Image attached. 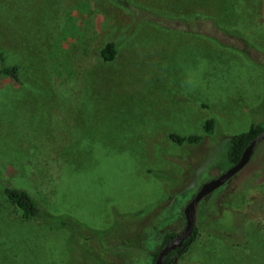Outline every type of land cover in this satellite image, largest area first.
I'll use <instances>...</instances> for the list:
<instances>
[{"label":"rangeland","instance_id":"374dc122","mask_svg":"<svg viewBox=\"0 0 264 264\" xmlns=\"http://www.w3.org/2000/svg\"><path fill=\"white\" fill-rule=\"evenodd\" d=\"M130 2L187 20L196 35L135 25L109 0H0V55L20 80L0 79V180L95 231L170 194L131 230L145 255L110 256L65 229L12 226L16 211L0 200V264H69L72 256L84 264L89 250L104 264H151L150 254L183 229V209L199 187L229 168L230 137L252 123L264 127V0ZM205 17L249 49L211 31ZM108 41L118 45L106 63ZM209 118L215 132L198 145L168 141L169 133L201 135ZM263 161L264 140L239 174L198 203L199 235L173 264H264V225L249 222L225 242L208 235L223 208L244 212L264 196Z\"/></svg>","mask_w":264,"mask_h":264},{"label":"trees","instance_id":"16d2710c","mask_svg":"<svg viewBox=\"0 0 264 264\" xmlns=\"http://www.w3.org/2000/svg\"><path fill=\"white\" fill-rule=\"evenodd\" d=\"M109 1L117 7L128 10L132 15L135 25L140 23H147L157 29H161L164 31H181L187 34L196 35V33L194 32L195 26L187 24V20L177 19L175 22H173L167 17H162L150 12L146 8L134 5L130 2V0ZM196 20L198 19L194 17L190 21L196 22ZM203 20L209 23L211 31L215 33L217 32L222 36L234 37L244 43L246 49H249L242 36H240V34L236 31H227L218 27L215 20L210 17H205L203 18ZM117 45L118 43L116 41H108L104 44L100 51V57L104 62L108 63L114 60L117 53ZM231 48L238 49L235 47ZM4 61L5 60L3 58V55L1 54L0 79L1 77H8L14 84L18 85L20 83L18 67L15 65L5 66ZM215 128L216 120L214 118H209L205 120L201 125V135L180 136L174 133H169L167 139L169 142L176 146L192 147L198 145L204 135L212 136L215 132ZM263 128L264 127L259 124L252 123L249 125L247 131L230 137L225 157L228 167L235 165L239 161L247 145L263 130ZM261 175L262 179H264V161L261 165ZM166 187L169 188V186L167 185ZM0 200L8 204V206L12 207L16 211L17 218L11 221L12 226L16 224L21 228V226H23L24 224L35 223L39 226H44L51 230L65 229L71 236L75 237V239H72L82 240L84 242H94L96 243L99 250L107 253L110 256L138 258L145 255V252L143 249H141V247L137 245V237L139 239V233L136 232L137 234H135V237L131 238L130 233L132 228L140 223L145 217L150 216L154 211L160 209L164 204L169 202L171 200V196L170 194L167 195L166 198L162 202L157 204L154 208L147 207L129 214L128 216H126L127 218L124 222H120V220L117 221L114 219L112 221L111 227H109L106 231H95L92 229H88L84 224L79 223L78 221L65 214H51L47 210L43 209L38 204V202L30 195H28L25 191L20 190L3 180H0ZM118 219H120V217H118ZM249 222H254L256 225H264V196L254 197L249 206L246 207L244 212L229 207H226L225 209L223 208L221 216H219V220L212 221V226L208 227V229L210 230V232H208V235L214 238L219 237L220 240L224 242L228 241L227 236H229L231 240H234L237 231L240 232L242 236L244 235V225ZM119 227L121 228V231H119ZM124 227L125 230H122ZM118 232H122V234L124 235L123 239L118 236ZM175 235L176 234H169L164 239L160 247L162 248ZM198 235L199 231L194 227L191 241H185L180 249L170 252L165 258L164 264H168L169 262L170 264H173L174 259L178 255L186 253L188 246ZM15 239L18 243L17 247L19 249L23 248V245L20 242V235H15ZM242 240L243 237L241 241H234L233 244L231 243V245L234 247H239ZM20 252L22 253V256H24V253L21 249ZM91 255H93V251L89 250L88 259L84 261V264H90L89 261H91V258L94 264H104L103 261H100L98 256L96 258V255L94 257H91ZM156 255L157 254H150L151 264H154ZM171 257H173L174 259L171 260ZM70 258L71 261L69 264H76L72 263L73 261H76V258L74 256Z\"/></svg>","mask_w":264,"mask_h":264},{"label":"water","instance_id":"95a60500","mask_svg":"<svg viewBox=\"0 0 264 264\" xmlns=\"http://www.w3.org/2000/svg\"><path fill=\"white\" fill-rule=\"evenodd\" d=\"M264 140L263 130L247 145L239 161L229 167L219 176L203 183L183 209L184 227L171 238L157 253L154 264H164L165 257L172 251L180 249L184 241H191L195 225V211L198 203L214 191L225 185L232 177L236 176L249 162L257 144ZM170 264V262L168 263Z\"/></svg>","mask_w":264,"mask_h":264},{"label":"flooded vegetation","instance_id":"af4514ba","mask_svg":"<svg viewBox=\"0 0 264 264\" xmlns=\"http://www.w3.org/2000/svg\"><path fill=\"white\" fill-rule=\"evenodd\" d=\"M184 243H185V241H184ZM184 243H183V244H184ZM183 244H182V245H183ZM167 256H168V255H167ZM167 256H166V257H167ZM166 257H165V258H166ZM170 259H171V260H173L174 258H173V257H171ZM164 261H165V260H164Z\"/></svg>","mask_w":264,"mask_h":264}]
</instances>
